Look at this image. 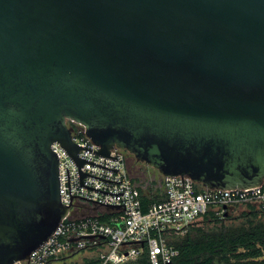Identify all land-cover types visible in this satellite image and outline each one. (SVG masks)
I'll list each match as a JSON object with an SVG mask.
<instances>
[{
  "label": "water",
  "instance_id": "obj_1",
  "mask_svg": "<svg viewBox=\"0 0 264 264\" xmlns=\"http://www.w3.org/2000/svg\"><path fill=\"white\" fill-rule=\"evenodd\" d=\"M209 189L264 182V0H0V264L68 211L66 120Z\"/></svg>",
  "mask_w": 264,
  "mask_h": 264
},
{
  "label": "built area",
  "instance_id": "obj_2",
  "mask_svg": "<svg viewBox=\"0 0 264 264\" xmlns=\"http://www.w3.org/2000/svg\"><path fill=\"white\" fill-rule=\"evenodd\" d=\"M66 124L83 164L59 142L51 147L59 159L61 200L69 209L43 245L13 264H53L79 254L70 264H127L144 256L150 264H173L180 251L169 244L171 236L185 234L207 214L222 220L253 209L264 216V182L209 189L188 176L162 175L160 186L145 192L123 149L100 155L82 124L70 119ZM153 195L159 198L144 200Z\"/></svg>",
  "mask_w": 264,
  "mask_h": 264
},
{
  "label": "trees",
  "instance_id": "obj_3",
  "mask_svg": "<svg viewBox=\"0 0 264 264\" xmlns=\"http://www.w3.org/2000/svg\"><path fill=\"white\" fill-rule=\"evenodd\" d=\"M134 168L131 173L134 177ZM158 195L145 197L154 201ZM218 219L209 213L202 226L189 227L183 235H173L169 244L179 249L180 255L173 264H264V216L256 210H242L237 224H225L233 219ZM210 226V224H212ZM127 264H150L146 256Z\"/></svg>",
  "mask_w": 264,
  "mask_h": 264
},
{
  "label": "rangeland",
  "instance_id": "obj_4",
  "mask_svg": "<svg viewBox=\"0 0 264 264\" xmlns=\"http://www.w3.org/2000/svg\"><path fill=\"white\" fill-rule=\"evenodd\" d=\"M124 153L127 155L128 160H129V164L132 168H134V175L135 180L137 182H139L143 189L145 190V192H151L153 190H155L154 188H156L155 186H160L161 184V180H162V175L159 173V171H157L156 169L142 163L139 162L135 159V157L129 153L128 151L124 150ZM241 211H237L234 213V217L233 219H229L225 221V224L230 225V224H237L239 223L240 219H237L236 217L240 216ZM203 223H198L197 226H202ZM212 224H210V226H212ZM82 257L81 254L79 255H74L68 258V260L64 261H56L53 264H70L73 261H77L80 260Z\"/></svg>",
  "mask_w": 264,
  "mask_h": 264
}]
</instances>
